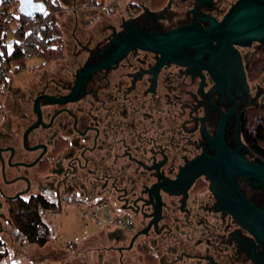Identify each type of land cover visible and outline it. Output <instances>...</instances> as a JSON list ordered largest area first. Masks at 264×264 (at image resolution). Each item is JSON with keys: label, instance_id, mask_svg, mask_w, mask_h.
Here are the masks:
<instances>
[{"label": "flooded vegetation", "instance_id": "obj_1", "mask_svg": "<svg viewBox=\"0 0 264 264\" xmlns=\"http://www.w3.org/2000/svg\"><path fill=\"white\" fill-rule=\"evenodd\" d=\"M196 1L172 0L158 16L144 8L129 17L164 32L192 23ZM235 1L200 0L196 9L220 20ZM123 21L78 44L73 60L57 61L49 74L8 93L0 126V251L7 256L11 240L27 249L36 244L16 224L18 210L37 204L49 242L57 233L53 214L106 203L132 228L103 227L89 237L87 264H264V241L224 209L211 178L193 168L202 154L216 156L224 115L226 144L250 161L264 159L250 154L244 137L246 114L264 105V72L261 83L249 71L252 62L264 68V43L234 44L237 51L220 53L216 66L194 49H186L193 62L178 63L136 47L79 77L87 61L113 52L109 41L126 32ZM238 185L264 210L262 181L241 175Z\"/></svg>", "mask_w": 264, "mask_h": 264}, {"label": "water", "instance_id": "obj_2", "mask_svg": "<svg viewBox=\"0 0 264 264\" xmlns=\"http://www.w3.org/2000/svg\"><path fill=\"white\" fill-rule=\"evenodd\" d=\"M23 3H37L36 0H21ZM40 3V2H38ZM169 0L163 8L165 11L171 6ZM196 1L192 11L195 19L192 23L182 24L164 32L146 30L133 23V18L125 19L122 27L126 32L115 35L109 41L114 44L113 52L106 58L92 64L88 61L78 72V76L88 75L91 71L112 65L133 48H142L161 54V60L171 59L178 63H191L193 58L186 55V49H194L198 56L208 55L209 65H214L217 56L227 50H236L234 44H243L248 40H258L264 43V0H236L224 14L222 19H217L210 14L199 15ZM34 13L43 12L45 6ZM158 16V11L155 12ZM202 21L207 22L204 26ZM237 51V50H236ZM195 57V58H197ZM92 58V57H91ZM91 60V59H90ZM220 122L215 139L218 148L216 156L202 154L193 163L194 175L205 173L212 180V189L222 203L224 209L229 210L236 219L249 228L254 234L264 241V210L250 200L238 185L239 176L255 177L264 183V159L250 161L231 149L223 138L224 120ZM238 141L242 144L240 136ZM252 156L255 153L249 150ZM115 233V231H113Z\"/></svg>", "mask_w": 264, "mask_h": 264}, {"label": "trees", "instance_id": "obj_3", "mask_svg": "<svg viewBox=\"0 0 264 264\" xmlns=\"http://www.w3.org/2000/svg\"><path fill=\"white\" fill-rule=\"evenodd\" d=\"M45 6L43 12L26 14L24 12L15 15L12 5L15 0H0V53L6 55L4 67L0 68V87L4 86V92L9 86V74L13 69L20 70L25 66L30 56H37L42 64L65 55V41L58 23V14L63 9L58 0H36ZM101 0H90L93 4ZM168 0H151V7L161 9ZM133 8L137 5L130 4ZM12 21L16 22L13 29L15 42L13 48L8 51L5 47V33ZM251 79H257L264 72L263 67L256 66L253 62L249 66ZM244 119V137L254 153L264 158V105L253 107ZM36 204V203H35ZM37 204L30 205L28 209L18 210L14 219L18 227L27 235L30 242L44 246L49 240V227L41 219L37 210ZM75 248L77 244H74ZM54 253L64 256L59 249H50ZM6 251H0V260ZM66 257V256H64Z\"/></svg>", "mask_w": 264, "mask_h": 264}, {"label": "rangeland", "instance_id": "obj_4", "mask_svg": "<svg viewBox=\"0 0 264 264\" xmlns=\"http://www.w3.org/2000/svg\"><path fill=\"white\" fill-rule=\"evenodd\" d=\"M130 1L131 0H119L118 5L116 6L115 9L120 10L122 8H125L126 4ZM40 8H42V5L38 2L23 3L21 0H15V5L14 6L12 5V11L15 15H18L21 12L34 13ZM100 12L107 14L105 11L101 9ZM60 16L61 15H59V17L57 18L58 23L61 27L62 34L64 35L67 34L66 37L68 38L67 41L68 43L65 44L66 56L52 59L47 64H42L41 59H39L35 55L30 56L26 60L24 67H22L20 70L17 71L13 69V71L10 72L9 74L10 83L8 88L6 89V92H4V86L0 87V126L2 125V122L4 121L5 118L4 114L6 109V99L8 97V93L16 92L19 88L25 87L33 76L42 75V74L44 75L47 73L49 74L50 71L54 68V65L57 63V61L74 59L72 57L73 56L72 54H74L78 45V41L75 37L81 35V33L84 31H82L81 29L74 35L75 36L74 37L73 34L71 35V31L73 29L74 23H72V21L70 20L64 21L62 17L60 18ZM67 20H68V16H67ZM15 27H16V22L12 21L5 33V47L8 51H10L14 46L15 36L13 29H15ZM96 35L101 36V32H99V34ZM93 42L95 43L96 41ZM1 49L2 46L0 43V50ZM261 76H263V73L261 74ZM258 79L256 80L259 82L260 80ZM260 82L263 83L262 81ZM90 210H91L90 207H83L81 205H71L66 207L61 213H58L56 215L53 214L57 224V233L56 236L52 239V243L59 246L63 250L71 253L72 248L70 247V244L79 245L84 239L98 234L102 229L98 225L97 221L89 215ZM111 213L115 214V211L111 210ZM112 229L113 228H108L107 230H112ZM12 241L13 240H11V242H8L9 243L8 255L2 256L0 260V264H61L57 260L40 262V263L16 262L15 260L12 261L11 257L14 259H19L22 256L20 253L27 251V248L24 245L22 246ZM33 247L34 246H31L30 250H28L30 251V253L35 252L36 254H41V252L44 253L45 251L46 252L49 251V248H45L42 251L40 248L34 249L35 247L34 248ZM70 257L71 255H67L68 259ZM64 259H66V257H64Z\"/></svg>", "mask_w": 264, "mask_h": 264}, {"label": "crops", "instance_id": "obj_5", "mask_svg": "<svg viewBox=\"0 0 264 264\" xmlns=\"http://www.w3.org/2000/svg\"><path fill=\"white\" fill-rule=\"evenodd\" d=\"M58 2L63 9L62 14H59L61 15L60 18L62 17L64 21L70 20L72 21V23H74L71 35L73 34L74 36L81 29L82 31H84L81 33V35H78L77 37L74 36L77 39L78 44L87 43L90 37L99 34V32L106 35L110 34L113 27H115V29H118L120 27L119 24L123 20L132 18L129 16L134 15L138 10L145 8L151 11H155V9L151 7V0H131L126 4L125 8L116 10L115 7L109 14L100 12V9L96 8L93 5V2H90V0H58ZM132 3L137 5L136 8H132L130 6V4ZM66 35L67 34H63L64 40L66 41L65 44L68 43V38L66 37ZM88 239L89 237L84 239L79 245H77L74 251H71V253L53 244L52 241H49L44 246L32 244L31 246H34V249L40 248L43 251L45 248H49V251H45L44 253L41 252V254H36L35 252L30 253V251H28L30 250L29 247L26 252H21L22 256L19 259H14L11 257V260H15L16 262L31 263L57 260L61 264H87L88 260L85 257V249L87 247ZM56 248L59 249L64 256H66V259H64V256L57 254V251H55ZM50 249H54L55 253ZM67 255H71V257L68 259Z\"/></svg>", "mask_w": 264, "mask_h": 264}, {"label": "built area", "instance_id": "obj_6", "mask_svg": "<svg viewBox=\"0 0 264 264\" xmlns=\"http://www.w3.org/2000/svg\"><path fill=\"white\" fill-rule=\"evenodd\" d=\"M119 0H101L98 3L93 4L96 8L105 11L106 13H111L113 9L118 5ZM6 55L0 53V68L4 67ZM87 214V213H86ZM88 215V214H87ZM89 215L94 218L100 228H132L131 220H124L121 217L115 216L111 213L106 203H97L94 205L92 210H90ZM72 248L71 251H74L76 248L74 244H70Z\"/></svg>", "mask_w": 264, "mask_h": 264}]
</instances>
